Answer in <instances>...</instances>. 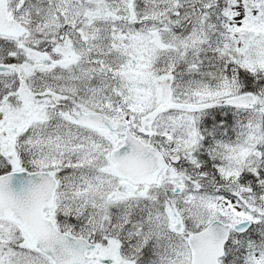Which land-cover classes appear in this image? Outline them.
Masks as SVG:
<instances>
[{
	"label": "snow or ice",
	"instance_id": "6c2138e0",
	"mask_svg": "<svg viewBox=\"0 0 264 264\" xmlns=\"http://www.w3.org/2000/svg\"><path fill=\"white\" fill-rule=\"evenodd\" d=\"M0 264H264V0H0Z\"/></svg>",
	"mask_w": 264,
	"mask_h": 264
}]
</instances>
